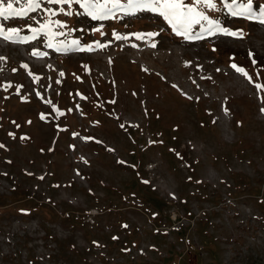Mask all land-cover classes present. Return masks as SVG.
Returning a JSON list of instances; mask_svg holds the SVG:
<instances>
[{
	"label": "rangeland",
	"instance_id": "obj_1",
	"mask_svg": "<svg viewBox=\"0 0 264 264\" xmlns=\"http://www.w3.org/2000/svg\"><path fill=\"white\" fill-rule=\"evenodd\" d=\"M215 2L242 38L78 4L0 16L31 36L52 8L66 33L0 38V264H264V25Z\"/></svg>",
	"mask_w": 264,
	"mask_h": 264
},
{
	"label": "snow or ice",
	"instance_id": "obj_2",
	"mask_svg": "<svg viewBox=\"0 0 264 264\" xmlns=\"http://www.w3.org/2000/svg\"><path fill=\"white\" fill-rule=\"evenodd\" d=\"M26 3V7L17 11L13 4ZM223 8L227 9L228 13L233 17H245L251 20L258 21L261 25H264V5L259 7L258 12L254 10L253 0H247V3H239L238 0H220ZM73 4H78L84 12L94 20H104L109 17H115L117 12H121L125 15H134L138 12L146 11L150 13L158 14L163 17L167 24L171 27L172 31L177 35L183 37L186 41H195L204 38L205 35L211 36L214 34H223L226 36H232L236 38H242V30H231L221 25V23L215 19L210 18L207 14L209 10L215 11L217 4L215 0H191V3H187L186 0H7L5 6V0H0V16L5 19L24 17L27 13H31L40 9L42 5H67L69 8ZM203 7H200V6ZM43 11L46 13L43 21L36 20L35 22L39 27L31 28V36H20L19 29L10 27H0V38L5 41L19 43L27 42L28 40H35L38 36L43 35L48 41V47H53V40L58 36H65L63 31H54L52 25L57 28H63V25L59 20H52L51 17L57 15V11L52 8L45 7ZM59 12L65 15H71V12H65L64 7L59 8ZM199 28V31L196 29ZM100 31V29H96ZM103 34V33H101ZM114 38L117 40L129 39L128 36H121L113 33ZM137 39L148 38L158 35L156 32L147 33H134ZM98 43V42H97ZM135 46V45H133ZM155 46L154 44L152 45ZM67 47H75L78 50H85L80 47L77 40H71L70 44L65 41H58L56 44L57 50H65ZM91 45H88V50H91ZM104 47V45H100ZM33 55H37L36 52ZM40 55H46V53H40ZM231 67L239 74H242L250 83L253 82V77L242 67L232 64ZM259 76V73H257ZM254 87L260 91L264 89V84L255 83ZM264 99V98H262ZM227 111V109H225ZM43 118V117H42Z\"/></svg>",
	"mask_w": 264,
	"mask_h": 264
},
{
	"label": "trees",
	"instance_id": "obj_3",
	"mask_svg": "<svg viewBox=\"0 0 264 264\" xmlns=\"http://www.w3.org/2000/svg\"><path fill=\"white\" fill-rule=\"evenodd\" d=\"M0 197H1V196H0ZM2 198H3V199H6L5 196H3ZM16 201H17V200H16ZM8 206H11V203L6 202V203H2V204H0V207H1V208H2V207H6V208H7ZM1 208H0V209H1Z\"/></svg>",
	"mask_w": 264,
	"mask_h": 264
}]
</instances>
